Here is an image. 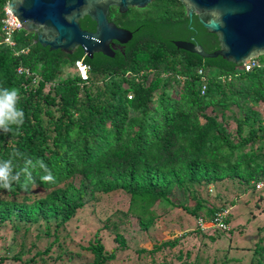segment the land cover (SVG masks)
I'll list each match as a JSON object with an SVG mask.
<instances>
[{"label": "trees", "instance_id": "1", "mask_svg": "<svg viewBox=\"0 0 264 264\" xmlns=\"http://www.w3.org/2000/svg\"><path fill=\"white\" fill-rule=\"evenodd\" d=\"M7 1L0 0V21ZM147 8L125 25L136 31L113 59L87 58L80 48L69 56L49 51L21 29L12 35L14 46L0 42V92L15 91L14 109L23 113L22 123L0 128V167L10 169V188L0 186V223H52L43 224L45 245L25 252L10 241L0 264H118L107 240L129 250L124 235L154 225L159 204L206 222L225 212L228 230L214 239L196 225L199 252L173 237L127 252L134 254L132 264L238 262L224 252L207 253L219 240L217 246L237 242L248 264H264V204L253 203L264 199V56L244 71L220 57L177 49L172 42L185 41L210 53L217 41L177 0H152ZM79 23L93 30L86 18ZM77 61L88 68L85 79ZM18 67L31 74H18ZM67 68L72 74L61 78ZM198 70L206 79L202 94ZM218 185L234 191L228 205H209L198 194ZM105 198L123 201L126 209L113 210L90 238L70 247V221ZM238 202L252 204L245 221L231 228L225 207Z\"/></svg>", "mask_w": 264, "mask_h": 264}, {"label": "water", "instance_id": "2", "mask_svg": "<svg viewBox=\"0 0 264 264\" xmlns=\"http://www.w3.org/2000/svg\"><path fill=\"white\" fill-rule=\"evenodd\" d=\"M151 0H8L6 7L20 29L33 33L32 42L49 51L69 56L80 48L85 57L93 54L112 57L110 46L115 40L126 43L131 35L108 23V8L118 13L128 6L143 8ZM190 19L195 16L198 24L215 36L217 49L207 53L192 42L174 41L180 50L200 58L220 57L236 66L264 56V0H177ZM87 17L94 23L92 33L82 30L78 21ZM110 45V46H109Z\"/></svg>", "mask_w": 264, "mask_h": 264}, {"label": "rangeland", "instance_id": "3", "mask_svg": "<svg viewBox=\"0 0 264 264\" xmlns=\"http://www.w3.org/2000/svg\"><path fill=\"white\" fill-rule=\"evenodd\" d=\"M151 8H147L146 10H150ZM4 10V8H3ZM77 73L78 70L76 69ZM72 74L71 69H64L63 74L61 75V78L65 76V74ZM82 74V73H81ZM79 75V74H78ZM81 78V77H80ZM83 79V78H81ZM34 81L33 83H35ZM200 197H203V199L208 203L209 205H218V204H225L228 205V201L233 198L234 191L232 192L228 185L225 186H209L206 190H201L198 192ZM233 195V196H232ZM240 200H244L245 196H240ZM179 201H182V198H177ZM238 200V201H240ZM257 204L259 206L264 204V199L261 201H256V198L253 199V203ZM252 204V202H250ZM250 203L245 202L241 204L240 202L234 204L233 206H227L225 209L229 210L230 216L227 220L228 226L233 227V225L242 220L245 221L246 213L250 209ZM186 206L191 207L193 205V201L190 200L186 202ZM223 204V205H224ZM159 208L155 209L156 215H159V220L155 222L154 225H152L148 230L146 231H135L133 230L130 232V234H125L124 237H126V241H128V248L126 249H119L115 243H112L107 240L106 246L107 248H116L115 252V260L118 262V264H132V259L134 257V254H127L129 251H134L138 249H149L152 247L153 244L159 243L163 240L170 239L173 237H180V239H183L185 244L184 247H189L190 245H193L195 248H198V252L201 250V241L197 237V234H194L192 231L196 227V219L192 218L190 215H188L184 209L181 208H173L168 206H163L162 204L158 205ZM166 207V208H165ZM116 208H125L126 204H124L123 201H115L114 198H105L102 202H100L97 205L88 206L82 209L80 213L77 214V220H71L69 223V228H67V232H73L72 233V241H70V247H74L75 244L79 242H84L88 238H90V235L98 228L100 225H102V221L106 219L113 210ZM152 208H155V204L152 206ZM227 210V212H228ZM225 213V212H224ZM201 216V215H200ZM198 216V219L199 217ZM48 221L45 222H38L36 224L32 223H9L4 222L0 223V253L1 255L4 254V247L6 248V243H9L10 241H13L15 244L22 243L24 249L23 251L30 250L32 252L36 249V247H42L45 245V241L47 238H45V235L43 233L44 227L43 224L50 223ZM14 226L17 227V230H14ZM50 227H52V223H50ZM73 229V230H72ZM104 234V232H102ZM206 235H212L214 239H216L218 235V231H206ZM182 234H186L185 237L182 238ZM252 235V232L249 231L248 236L250 237ZM233 238H237L234 237ZM37 240H41L40 244H37ZM218 240V239H217ZM238 241V238L236 239ZM207 241V240H206ZM220 242V240H219ZM218 242V243H219ZM74 243V244H73ZM217 243V244H218ZM237 242L233 243L232 241H225L222 242L217 246V244H208L206 248H204L208 254L211 256L216 255L220 256L223 252L229 257V258H238V262H232L230 264H248V258L247 254L248 252L246 250H239L238 248H235V244ZM244 244H247L248 241H243ZM73 244V245H72ZM238 245V244H237ZM63 247H67L64 246ZM216 248H220L218 251H216ZM235 248V249H233ZM64 249H68L64 248ZM71 249V248H70ZM193 252L195 249H192ZM24 257V256H23ZM237 260V259H235Z\"/></svg>", "mask_w": 264, "mask_h": 264}, {"label": "built area", "instance_id": "4", "mask_svg": "<svg viewBox=\"0 0 264 264\" xmlns=\"http://www.w3.org/2000/svg\"><path fill=\"white\" fill-rule=\"evenodd\" d=\"M1 23V27H0V31L2 33V39H1V43L5 44L7 46H14V41L12 40V35L14 34V32L20 30V26L18 23H16V21L14 20L12 14L9 12V10L7 9V7H4L3 10V17L0 21ZM242 68L244 71L250 70L251 68L258 66L257 62L254 59L248 60L246 62H244L242 65ZM75 67L78 70L80 77L85 79L86 78V72H87V67L85 65H83L80 61L75 62ZM18 74L24 73L25 75H30L31 73L28 72L27 69H23L21 67H18L16 69ZM82 73V74H81ZM198 75H199V82L201 83L200 86V94L203 93L204 91V86H205V75L203 74V72L201 70H198ZM162 77H165L166 75L163 74L161 75ZM178 80H181L179 78H177ZM35 80H33L34 82ZM262 187L261 183H257L255 185V189H260ZM224 212H222L221 214H215L214 217L212 219H210L208 221V223L204 222L201 218L197 219V226L201 229V230H228V228L226 227V225H224L222 223V216H223Z\"/></svg>", "mask_w": 264, "mask_h": 264}, {"label": "clouds", "instance_id": "5", "mask_svg": "<svg viewBox=\"0 0 264 264\" xmlns=\"http://www.w3.org/2000/svg\"><path fill=\"white\" fill-rule=\"evenodd\" d=\"M79 77H80V74H79ZM15 100H16L15 91L9 92L5 90L3 92H0V128H5L6 131L9 130V125L11 124L18 125L22 123L23 113L21 111L14 109ZM9 171L10 169L7 166L0 167V182H2L0 186L4 188H10V184L8 182L9 181ZM13 179H16V177H13ZM197 219H196V225H197Z\"/></svg>", "mask_w": 264, "mask_h": 264}, {"label": "flooded vegetation", "instance_id": "6", "mask_svg": "<svg viewBox=\"0 0 264 264\" xmlns=\"http://www.w3.org/2000/svg\"><path fill=\"white\" fill-rule=\"evenodd\" d=\"M151 1L145 7H143V8H136V7L128 6L126 8V11L123 12V13H118V9L116 7L111 6V7L108 8L107 15H106V20H107L108 23L113 24L118 29H121V30H123L125 32L130 33V35H131L130 39H131L132 38V34H133V32L136 31V29L132 30V29L126 28L125 25H134L135 19L132 18V17L139 15L140 14L139 11H142V10L146 9L148 7V5L151 3ZM85 18L89 22H91L87 17H83L80 20H83ZM79 21H78V23H79ZM91 23L93 24V30L92 31H88V30L82 29L81 26H80V23H79V26H80V28L82 30H85L87 32L92 33L94 31V23L93 22H91ZM28 34H30L31 36H33V33L32 32H30ZM130 39L128 41H130ZM110 43L118 46L122 51L124 50L125 44H126V43L120 44V43H118L115 40H111ZM110 49L112 50L113 56L112 57H107V58L113 59V58H115L117 51L114 50L111 46H110ZM121 54H123V52H121Z\"/></svg>", "mask_w": 264, "mask_h": 264}]
</instances>
